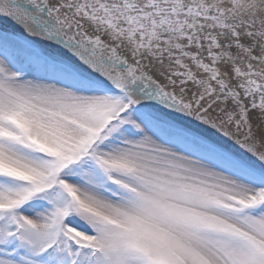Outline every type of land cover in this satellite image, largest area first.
Wrapping results in <instances>:
<instances>
[{
  "label": "snow or ice",
  "instance_id": "obj_1",
  "mask_svg": "<svg viewBox=\"0 0 264 264\" xmlns=\"http://www.w3.org/2000/svg\"><path fill=\"white\" fill-rule=\"evenodd\" d=\"M0 264H264V0H0Z\"/></svg>",
  "mask_w": 264,
  "mask_h": 264
}]
</instances>
